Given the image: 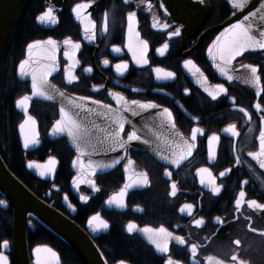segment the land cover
Returning a JSON list of instances; mask_svg holds the SVG:
<instances>
[{
    "label": "flooded vegetation",
    "instance_id": "1",
    "mask_svg": "<svg viewBox=\"0 0 264 264\" xmlns=\"http://www.w3.org/2000/svg\"><path fill=\"white\" fill-rule=\"evenodd\" d=\"M78 3H91V7L82 12L95 22L94 39L86 37L87 21L77 19L73 12ZM23 7V24L15 37L20 35L26 44L21 59L12 68L13 79L4 81L6 93L12 91L13 97L18 98L13 101L12 116L1 112L0 125V156L3 157L5 148L14 149L15 160L3 161L18 180L38 199L80 227L106 264L121 261L124 264H167L169 258L178 264H264V209L249 204L253 200L264 204V167H261L264 156L259 155V137L264 130V92L260 91L264 87V50L235 60L231 80L213 71L206 51L232 13L226 3L223 0H26ZM48 8L53 9L58 23L38 21L37 17ZM131 13H135V18L130 34L128 17ZM177 28L180 34L172 35ZM49 38L61 44L57 68L49 78L54 87L110 108H116L120 97L128 102L154 103L162 111L167 108L175 121L177 140H171L168 135L162 137L157 157L125 146L118 153L119 163L94 175L99 191H94L89 184L73 189L71 163L75 155L64 138L49 136L58 119L56 106L34 101L29 114L37 122L40 145L25 152L17 132L23 117L15 110L14 102L30 90L28 83L18 81L16 71L27 44ZM68 38L80 44L79 50L65 45ZM142 42H147L146 53H143ZM129 43L133 51L129 50ZM165 43L168 48L160 55L157 49ZM140 58L147 59L148 63H137ZM104 60L109 63L105 65ZM188 60L194 67L185 66ZM125 63L127 69L122 73L117 71L116 65ZM249 64L260 69L259 86L252 83L251 73L241 67ZM88 68L90 72L85 71ZM156 68L175 76L164 78L161 73L158 78ZM197 68L200 76H191L190 69L194 72ZM70 71L77 77L72 83L68 82ZM217 85H223L227 92L220 91ZM209 92L218 93L216 99ZM257 103L261 104V110L256 109ZM230 125L236 126V135L226 131ZM195 129L199 131L193 141ZM128 132L130 129L124 127L121 133L124 141ZM212 136L219 139L210 142ZM185 141L195 147L177 166L170 161L184 154L177 144L186 152ZM92 150L105 152L97 144ZM249 153H256V158ZM51 157L57 161L55 171L53 175L46 172L44 180L26 168L27 163L44 164ZM204 168L211 172L217 185H222L219 194L206 186L208 173L198 171ZM221 172L225 175L221 176ZM145 175L148 184L137 183L126 190L124 207L107 203L125 184L143 181ZM202 176L205 183H201ZM172 184L178 189L175 196L171 195ZM241 191L245 196L237 207ZM82 196L89 199L84 201ZM0 200L6 202L1 195ZM188 204L192 205L191 211H181ZM97 213L108 222L107 229L93 230L89 224ZM200 219L204 223L197 225L195 221ZM129 223L136 225L132 232L127 230ZM160 227L173 237H182L185 243L169 239L168 252L159 251L142 230ZM12 239V210L6 202L0 204V254L7 257L8 264H16ZM4 240L8 241L7 248L3 246ZM192 245L196 246L195 253ZM37 248L41 249L40 259L46 264H83L62 240L28 218L29 264H37ZM45 248L56 255L44 251Z\"/></svg>",
    "mask_w": 264,
    "mask_h": 264
},
{
    "label": "water",
    "instance_id": "2",
    "mask_svg": "<svg viewBox=\"0 0 264 264\" xmlns=\"http://www.w3.org/2000/svg\"><path fill=\"white\" fill-rule=\"evenodd\" d=\"M26 0H0V65L9 43L11 34L15 27L16 21L22 10ZM185 0H177V2ZM229 9L232 11L231 15L223 25L221 26L219 34L214 38L212 43L209 45L206 51V58L213 69V71L219 76H226L222 74L217 67L218 61H214L212 56L209 54V48L214 45L215 42L223 44L228 36H221L225 33L232 25L238 22H244L245 24L251 25V31L253 35H256L258 39H264L261 33H264V0H247L243 8L233 7L231 0H223ZM245 17L248 19L245 20ZM39 21V19H38ZM47 41V40H45ZM58 48L55 53L56 61L55 68H57V54L61 44L57 43ZM27 46L24 51V59L28 58ZM261 49L244 52L254 53L259 52ZM243 54V55H244ZM49 52L46 48L36 49L32 54V63L26 65V71L31 73L32 69L35 68L37 75L43 71L50 69L53 65V61L48 59ZM242 56V55H241ZM241 56L236 57L235 60ZM228 66V75L232 76V66ZM191 76L193 70H190ZM200 76V74H198ZM16 77L18 81L28 83L30 93L27 96L30 97L27 102V115L29 114L30 105L32 102L49 103L56 106L58 119L61 118L60 109H65L73 119L81 125V140L80 144L85 152V155L80 156L75 145L72 142L71 137L66 132H54V125L49 131L51 138H64L69 144L75 157L71 163V169L74 173V177L71 181L73 189H77L80 186L87 185L88 183H79L78 187L74 181L92 179L94 176H90L87 172V163L92 161L94 164H107L112 165L118 158L120 148L118 144L113 142L112 132L118 129V125L114 122L116 118H119L124 123V127H128L130 131H135L138 136L141 137L139 141H130L125 146L132 150L144 151L157 157L158 146L162 137L168 135L171 140H177V133L174 128L171 127L170 121L163 111L159 108H147L141 109L137 105L131 104V102L117 99L116 108L105 107L101 104H96L90 100H82L80 98L71 96L63 91L58 90L50 82L48 88V94L53 96L52 100L46 99L43 96H36L32 94L31 74L27 76H21L19 71V64L16 71ZM50 76L48 77L49 81ZM61 93L63 95H61ZM25 96V95H24ZM23 96V97H24ZM22 98V97H21ZM19 98L14 102L15 110L23 117L21 123L27 118L25 110L17 105ZM80 107L77 108L76 105ZM133 112L137 114H133ZM161 118H163L161 120ZM57 119V120H58ZM35 120V119H34ZM36 122V120H35ZM20 123V124H21ZM19 124V125H20ZM18 125L17 132L22 149L27 151L35 150L40 145L39 135L37 132V122L35 123V132L37 133L38 143L30 144L28 147L24 146V135L20 131ZM32 128L31 123L25 126V131H30ZM103 137L105 139H103ZM148 141L147 144L144 141ZM110 141V143L108 142ZM97 147L105 152L96 153L92 150V147ZM114 149V150H113ZM107 150V151H106ZM83 161L85 165V174L79 176V168L74 164L77 159ZM32 163V162H30ZM33 166L29 167V163L26 164L27 170L39 179H46L40 175L42 170L48 168L49 161L44 164L32 163ZM115 165V164H114ZM114 166L97 168L95 175L111 169ZM55 171H52V174ZM128 184V183H127ZM0 195L6 200L12 210V240L14 245V255L16 264H29L27 250H26V227L28 218L38 222L43 228L48 230L54 236L62 240L80 259L83 264H106L100 251L95 246L91 238L75 223L69 220L67 217L56 211L53 207L47 205L35 195H33L7 168L4 161L0 156Z\"/></svg>",
    "mask_w": 264,
    "mask_h": 264
},
{
    "label": "snow or ice",
    "instance_id": "3",
    "mask_svg": "<svg viewBox=\"0 0 264 264\" xmlns=\"http://www.w3.org/2000/svg\"><path fill=\"white\" fill-rule=\"evenodd\" d=\"M233 7H237V8H243L244 4L247 2V0H231ZM91 7V3H78L75 5V7L73 8V12L76 15L77 19H80L82 22L87 21L85 23V34L86 37L88 39H94L95 38V34H94V30H95V22L91 21L90 16L89 17H85L83 15L82 10L87 9ZM135 18V13H131L129 14L128 20H129V33L131 34L132 32V21ZM37 19H39L41 22H50V23H58V18L54 15V11L52 8H48L47 10H45L40 16L37 17ZM248 18L245 17V20H247ZM262 19H264V17H262ZM167 27V26H166ZM104 30H107V17L105 16V23H104ZM180 31L179 28H177L172 35H179ZM138 35V33H137ZM228 36V39H226L224 41L223 44L219 43V38L218 41L214 43V45L212 47L209 48V54L212 56V59L214 61H218L217 63V67L219 68L220 72L224 75H226L228 77L229 80H231L233 77L228 75V66L231 65V62L233 60L236 59V57L241 56L244 54V52L248 51L249 49L252 50H256V49H261L264 50V39H258L256 35L252 34L251 31V25L250 24H245L244 22H238L234 25H232L229 29L226 30L225 33H222L221 36ZM261 36H264V33L260 34ZM65 45H71L74 49L79 50V48L81 47L79 43H74L70 38L66 39L64 41ZM143 43V53H146L147 51V42H142ZM41 48H46L49 52V56L47 57L48 59H51L53 61V65L50 69L43 71L39 74V76L37 75V71L35 68L32 69L31 73H29L28 71H26V65H30L32 63V54L33 51L36 49H41ZM58 45L57 42L52 40L51 38H49L47 41H40V40H36L33 41L31 43L27 44V53H28V58L20 61L19 63V71H20V75L21 76H27L29 74H31L32 77V83H31V89H32V94L36 95V96H43L46 99L52 100L53 96L48 94V88L50 87L49 81H48V77L52 75V72L56 70L55 68V61H56V51H57ZM168 48V44L165 43L163 45L162 48L157 49V51L160 53V55H164L165 50H167ZM129 50L133 51V47L132 44L129 43ZM114 51L119 52L120 49L119 48H114ZM142 53V56H143ZM65 55H68V53L66 52ZM134 56H135V52H134ZM105 65H107L109 63L108 60H104L103 62ZM137 63H144L147 64L148 61L147 59H137ZM188 65H193V62L191 60L185 61V66L187 67ZM128 67V65L125 64H117L116 65V69L119 72H123L124 70H126ZM194 67V65H193ZM241 67L245 68L246 71L251 73V80L252 83L254 85L259 86L261 84V76L258 74L260 72V69L257 66H253V65H241ZM191 70V69H190ZM85 71H91V68L85 69ZM155 71L158 74V78H160V74H163L164 78H172L175 76V73L172 72H165L163 69L161 68H156ZM200 74L199 69L197 68L194 72L193 75H198ZM77 79V77L75 75L72 74V72L70 71L68 73V82L72 83L73 81H75ZM206 79V78H205ZM54 87V86H51ZM220 91L222 92H227V89L224 88L223 85H217L216 86ZM207 90V89H206ZM260 91L264 92V87L260 88ZM61 95H63L61 93ZM209 95H211L213 97V99H216V96L218 95V93L216 92H209ZM30 97L25 95L24 97H22L18 102L17 105L19 107L24 108L25 110V114L27 115V102L29 101ZM82 100H88V97H81ZM121 100H123V97H120ZM94 103L99 104V101H94ZM131 104L133 105H137L139 108L141 109H147V108H156L158 107V105L154 104V103H140L138 101H132ZM77 108L80 107L79 104L76 105ZM105 107H110V106H105ZM257 110H261V104L257 103L255 105ZM240 111H244V109H240ZM133 114H137L135 112H133ZM60 115L61 118L58 119L54 125V132H66L67 135L69 137H71L73 144L75 145L77 151L80 153V156L85 155L84 150L81 147L80 144V140H81V125L77 122V120L73 119V117L71 115H69V113L61 108L60 109ZM163 115H165L167 117V119L170 121L171 123V127L175 128V121L172 117V113L165 108L163 110ZM245 115H248L247 112H245ZM251 117L249 116V119ZM117 125H118V129L113 130L112 132V138H113V142L115 144H118L120 148H124L125 145L130 142V141H139L141 139L140 136L137 135V133L135 131H131L128 133H125L127 135V141H124L121 137V133H124V123L121 122V120L119 118H116L114 121ZM29 123H31L32 128L30 131H25V126L28 125ZM35 120L31 115H27V118L23 121V123H21L19 125L20 127V131L21 133L24 135V146L28 147L30 144H35L38 143V140L36 138L37 133L35 132ZM235 125H230L228 129H226V131H230L233 133V135H236L237 133L235 132ZM199 131V129H195L193 130V135L191 137V139L194 141L196 139V135L195 133ZM219 138L216 136H212L209 138V141L211 142L212 140H218ZM260 153L259 155L264 156V130H261L260 132ZM145 144L148 143V141H144ZM184 144L187 145V141L184 142ZM177 148L181 149V152L184 153L182 155L179 156L178 159H174L171 160V163L176 164L177 166H179L180 162L184 159L187 158L188 155H191V150L192 148L195 147L194 144L191 145H187V149L185 152L184 148H181L180 144L176 145ZM114 150V149H113ZM249 155L253 156L254 158H256L257 154L256 153H249ZM57 161L54 157H51L49 159V165H51V167L46 168L45 170H42L40 172V175L43 176L46 174V172H52L54 170V166L56 165ZM115 163H119V161H115L112 165H107V164H94L92 161H88L87 163V172L90 176H94L95 175V171L97 168H105V167H110V166H114ZM129 163H132V161H129ZM74 164L76 166H78L79 168V176H83L85 174V165L83 163L82 160H80L79 158L74 161ZM33 164L29 163V167H32ZM261 167H264V161L261 162ZM199 172H207L209 179L207 181V185L208 187L211 188V191L213 193L219 194L221 192V187L222 185H217L215 178L212 177L211 172L204 168V169H199ZM230 171V170H228ZM170 175V173H169ZM221 176H224L225 173L221 172L220 173ZM131 180V178H130ZM74 183L78 184L79 183H88L94 191H99L100 189L96 186V183L94 180L92 179H87V180H76L74 181ZM137 183H143V184H148V179L147 176H144L143 181H131L128 184H125L124 188L120 190V192L117 195L112 196L107 203L109 205L111 204H116L119 207H124V196L126 194V190L128 188L133 187L134 184ZM201 183H205L204 177H201ZM178 189L177 186L175 184H172L171 186V195L175 196L177 193ZM240 199L236 200V205L237 207H239L241 205V199L245 196V193L243 191L240 192ZM65 199H67V197H65ZM82 200L87 201L89 199L88 196H82L81 197ZM6 203L5 201L0 200V204H4ZM250 206L251 205H255L257 208L259 209H264V204H259L256 201H250L249 202ZM185 209H187L189 212L192 209V205L188 204L185 205L183 208H181V211H185ZM219 220V218H217ZM95 222V223H93ZM195 223L197 225H201L204 223V221L202 219L200 220H196ZM89 224L93 226V230H98V229H107L109 227L108 222L103 220L99 213H97L96 215L92 216ZM136 228L135 224L129 223L127 226V230L128 232H132L134 229ZM143 232H145L146 234H148V239L155 244L156 248L161 251V252H168V240L169 239H177L179 243L184 244L185 241L182 237H173L172 233L168 232L167 229H165L164 227H160L159 229H151V228H144L142 230ZM253 231H255V229H253ZM237 244L240 243L239 240L236 241ZM3 246L5 248H7L8 246V241L4 240L3 241ZM44 251L51 253L53 256H55L56 254L54 252H52L51 249L49 248H45ZM192 251L193 253L196 252V246L192 245ZM40 252L41 249L37 248L36 249V254H37V264H46L45 261H42L40 259ZM233 259H235V257H233ZM0 264H8V260L7 257L4 256L3 254H0ZM120 264H124V261H121ZM167 264H178V262H174L171 258H169L167 260ZM243 264V262H242Z\"/></svg>",
    "mask_w": 264,
    "mask_h": 264
},
{
    "label": "trees",
    "instance_id": "4",
    "mask_svg": "<svg viewBox=\"0 0 264 264\" xmlns=\"http://www.w3.org/2000/svg\"><path fill=\"white\" fill-rule=\"evenodd\" d=\"M23 9H24V7H22V10H21L20 15L18 17V20L16 22V26H15L16 28H14V31L12 32V35L10 37L9 43L7 45V48H6V51L4 53L3 60L1 62V66H0V125L2 124L1 112L2 111L7 112L8 114H10L12 116L13 101L16 98H18V97H16V98L13 97L12 91H9L10 94L6 93V90H5L6 84L4 81L6 80V81L10 82L13 79L12 68H14L16 63L21 59L22 51H23V48L26 44V41L24 42L23 38H21L20 35H16V37H15V33H17L19 31V29L21 28V26L23 24V20H24ZM0 141H1V139H0ZM13 154H14V149L10 150L9 148H5V153H4V155H2L3 157H1V158L6 163H9L6 160H15L14 156H12ZM7 168L14 175L11 168H9V167H7Z\"/></svg>",
    "mask_w": 264,
    "mask_h": 264
}]
</instances>
